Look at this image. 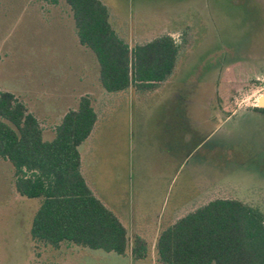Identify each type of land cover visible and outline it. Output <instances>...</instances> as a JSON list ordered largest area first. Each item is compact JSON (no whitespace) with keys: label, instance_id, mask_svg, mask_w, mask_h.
Instances as JSON below:
<instances>
[{"label":"rangeland","instance_id":"rangeland-1","mask_svg":"<svg viewBox=\"0 0 264 264\" xmlns=\"http://www.w3.org/2000/svg\"><path fill=\"white\" fill-rule=\"evenodd\" d=\"M101 1L129 47L165 34L178 44L161 87L104 90L64 0H0V90L25 103L45 140L79 96L92 99L99 117L78 146L84 174L128 235H145L149 256L33 242L39 199L14 192L0 159V264H156L153 233L216 197L264 217V114L248 109L264 102V0Z\"/></svg>","mask_w":264,"mask_h":264},{"label":"trees","instance_id":"trees-1","mask_svg":"<svg viewBox=\"0 0 264 264\" xmlns=\"http://www.w3.org/2000/svg\"><path fill=\"white\" fill-rule=\"evenodd\" d=\"M64 1L78 42L93 53L107 92L154 90L173 74L179 46L170 35L129 47L101 0ZM254 109L264 114V107ZM98 117L91 98L81 95L54 127L53 138L45 140L25 103L0 90V159L12 166L14 192L39 199L29 229L33 242L54 249L69 243L144 261L150 252L147 238L136 231L128 235L82 170L78 146L90 137ZM153 248L156 264H264V217L237 199L216 197L161 227Z\"/></svg>","mask_w":264,"mask_h":264},{"label":"crops","instance_id":"crops-1","mask_svg":"<svg viewBox=\"0 0 264 264\" xmlns=\"http://www.w3.org/2000/svg\"><path fill=\"white\" fill-rule=\"evenodd\" d=\"M81 46H82V45H81ZM98 80H99V76H98ZM100 85H101V84H100ZM102 88H103V87H102ZM103 89H104V88H103ZM104 90H105V89H104ZM132 92H135L134 89H133L132 87H129L125 92H122V93H127V94H128V93H129V94L131 93V94H132ZM79 97H80V96H79ZM91 100H92V99H91ZM92 105H93V102H92ZM93 107H94V106H93ZM254 107H255V106H253V108H248V109H253V110H255ZM94 109H95V108H94ZM234 110H235V109H233V110L231 111V113H232ZM95 111H96V110H95ZM96 112H97V111H96ZM97 113H98V112H97ZM174 124H177V122H174ZM41 127H42V126H41ZM86 140H87V139H86ZM80 154H81V153H80ZM81 159H82V170H83V172H84V171H85V170H84V161H83L84 158H83L82 154H81ZM84 173H85V172H84ZM94 192H95V191H94ZM95 194H96V193H95ZM102 201H103V200H102ZM191 211H192V210H191ZM187 213H188V212H187ZM182 216H183V215H182ZM180 217H181V216H180ZM178 218H179V216L176 217V218H174V220H173L172 222H174V221H175L176 219H178ZM172 222H170V223H172ZM170 223H168V224H170ZM168 224H167V225H168ZM135 231H136V230H133L132 233L135 232ZM136 232H137V231H136ZM157 232H158V231H157ZM157 232H156V233H153L154 236H153L152 239H151V241H152V242H151L152 245H153V243H154V241H155V237H156V235H157ZM138 233H140V232H138ZM141 234H142V233H141ZM143 235H144V234H143ZM144 236H145V235H144ZM147 240H148V239H147Z\"/></svg>","mask_w":264,"mask_h":264},{"label":"built area","instance_id":"built-area-1","mask_svg":"<svg viewBox=\"0 0 264 264\" xmlns=\"http://www.w3.org/2000/svg\"><path fill=\"white\" fill-rule=\"evenodd\" d=\"M260 89H261V88H258V89H256L255 91H256V92H259ZM259 95H261V94H259ZM259 95H258V96H259ZM257 98H258V97H257ZM257 98H256V99H257ZM254 106H257V104H254Z\"/></svg>","mask_w":264,"mask_h":264},{"label":"bare ground","instance_id":"bare-ground-1","mask_svg":"<svg viewBox=\"0 0 264 264\" xmlns=\"http://www.w3.org/2000/svg\"><path fill=\"white\" fill-rule=\"evenodd\" d=\"M259 103H260V101H259ZM263 103H264V102L260 103V105H263Z\"/></svg>","mask_w":264,"mask_h":264},{"label":"water","instance_id":"water-1","mask_svg":"<svg viewBox=\"0 0 264 264\" xmlns=\"http://www.w3.org/2000/svg\"><path fill=\"white\" fill-rule=\"evenodd\" d=\"M259 106L264 107V103H263V105H259Z\"/></svg>","mask_w":264,"mask_h":264}]
</instances>
